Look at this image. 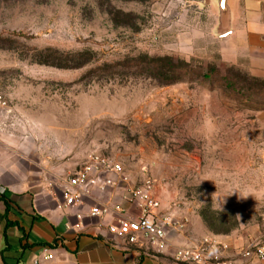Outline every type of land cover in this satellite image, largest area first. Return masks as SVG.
<instances>
[{
  "label": "rangeland",
  "instance_id": "obj_1",
  "mask_svg": "<svg viewBox=\"0 0 264 264\" xmlns=\"http://www.w3.org/2000/svg\"><path fill=\"white\" fill-rule=\"evenodd\" d=\"M217 25L204 0H0L2 139L57 187L95 156L130 193L152 181L193 244L263 246L264 78L227 59ZM166 57L189 64L183 79H157Z\"/></svg>",
  "mask_w": 264,
  "mask_h": 264
},
{
  "label": "crops",
  "instance_id": "obj_2",
  "mask_svg": "<svg viewBox=\"0 0 264 264\" xmlns=\"http://www.w3.org/2000/svg\"><path fill=\"white\" fill-rule=\"evenodd\" d=\"M229 6L227 59L235 66H246L254 77L264 78V0H229ZM1 136L0 131V264H185L176 260V250L203 242L193 244L177 229L170 232V246L164 252L149 244L130 246L110 231L119 219L141 215L123 183L105 194L94 191L81 206L63 208L65 184L57 187L52 181L57 173L43 170L35 176L28 157L19 160L12 149L14 142ZM107 204L120 206L121 212L92 216L93 208ZM207 239L227 249L211 254L206 264H264L241 256L246 247L233 237Z\"/></svg>",
  "mask_w": 264,
  "mask_h": 264
},
{
  "label": "built area",
  "instance_id": "obj_3",
  "mask_svg": "<svg viewBox=\"0 0 264 264\" xmlns=\"http://www.w3.org/2000/svg\"><path fill=\"white\" fill-rule=\"evenodd\" d=\"M0 110H8L5 96L0 92ZM124 170L118 163L100 156L93 157L76 173L69 176L64 186L63 208L81 206L85 198L94 191L102 194L118 187L119 183H126ZM152 181H147L144 190L131 191L133 202H137L141 215L137 219L121 218L117 226L110 228L112 234L124 238L130 246L142 247L149 244L158 252L168 250L170 246V232L182 229V224L170 217L160 216L161 204L155 198ZM121 212L120 206L105 205L92 209V216L107 217L113 213ZM227 247L212 239L204 240L194 247H182L176 250L175 258L185 264H206L211 254ZM247 259H256L264 262V245L249 247L240 254ZM49 257L48 259H51ZM218 264H235L233 261H220Z\"/></svg>",
  "mask_w": 264,
  "mask_h": 264
},
{
  "label": "trees",
  "instance_id": "obj_4",
  "mask_svg": "<svg viewBox=\"0 0 264 264\" xmlns=\"http://www.w3.org/2000/svg\"><path fill=\"white\" fill-rule=\"evenodd\" d=\"M44 55H49V59H57L58 55L56 51L48 50L43 53ZM55 54V55H53ZM42 65L63 68V66L59 64H55L54 62L44 61L41 62ZM149 67L153 70L154 75H156L157 79H161L166 82H178L183 79V75L189 72V64L185 61H175L173 58H156L151 59L149 62ZM254 81L259 82L258 78H253Z\"/></svg>",
  "mask_w": 264,
  "mask_h": 264
},
{
  "label": "water",
  "instance_id": "obj_5",
  "mask_svg": "<svg viewBox=\"0 0 264 264\" xmlns=\"http://www.w3.org/2000/svg\"><path fill=\"white\" fill-rule=\"evenodd\" d=\"M206 4L216 2L218 5V25L216 33L220 39L227 41L231 35L232 15L229 0H204Z\"/></svg>",
  "mask_w": 264,
  "mask_h": 264
}]
</instances>
